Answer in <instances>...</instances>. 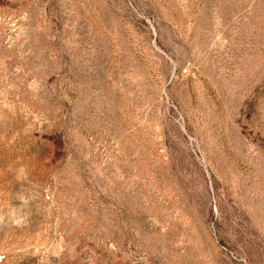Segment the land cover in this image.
<instances>
[{
  "label": "rangeland",
  "instance_id": "obj_1",
  "mask_svg": "<svg viewBox=\"0 0 264 264\" xmlns=\"http://www.w3.org/2000/svg\"><path fill=\"white\" fill-rule=\"evenodd\" d=\"M0 264H264V0H0Z\"/></svg>",
  "mask_w": 264,
  "mask_h": 264
}]
</instances>
